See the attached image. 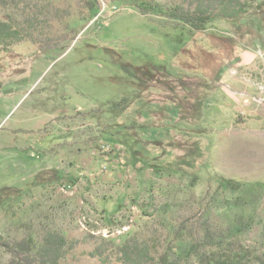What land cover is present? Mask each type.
Returning <instances> with one entry per match:
<instances>
[{
  "label": "rangeland",
  "instance_id": "rangeland-1",
  "mask_svg": "<svg viewBox=\"0 0 264 264\" xmlns=\"http://www.w3.org/2000/svg\"><path fill=\"white\" fill-rule=\"evenodd\" d=\"M261 1L241 0L247 8L235 21L218 18L219 3L212 4L209 42L169 16L199 15L201 0H0V21L23 39L12 48L16 55L0 56V66L10 70L0 77V243L57 231L69 243L57 264H124L116 247L130 241L161 252L169 219L193 230L190 242L199 240L207 221L230 231L226 248L264 253ZM218 46L221 61L208 54ZM184 49L197 58L201 51L211 67L197 117L181 120L173 106L166 117L164 109L126 111L153 156L161 149L174 153L148 163V151L123 137L124 130L110 138L119 125L102 107L121 89L132 93L123 64H165L178 73L180 60L187 61ZM22 57L26 64L15 65ZM174 136L181 146L187 143L181 136L196 140L199 149L177 158L181 152L169 142ZM52 169L56 174L32 183ZM162 206L172 210L165 216ZM97 248L101 255L93 256ZM9 260L0 246V264Z\"/></svg>",
  "mask_w": 264,
  "mask_h": 264
},
{
  "label": "trees",
  "instance_id": "trees-1",
  "mask_svg": "<svg viewBox=\"0 0 264 264\" xmlns=\"http://www.w3.org/2000/svg\"><path fill=\"white\" fill-rule=\"evenodd\" d=\"M202 1L203 6L201 4ZM205 1L206 3H204ZM201 2L199 6L196 7V12H198L199 15L191 13L189 10H182L179 14L171 13L169 16L174 20L182 22L183 26L187 29V33L197 35L198 40H208L209 42L212 41V39L211 37L209 38L208 34L205 32V27L212 19H210V15H206V13H208L207 11L212 7V4L218 5L217 3H219L220 15H217L218 18L223 17L232 21L242 19L243 11L247 8V5L241 3V0H201ZM234 2L235 4H233ZM260 3L261 7L264 8V0ZM201 13L202 15H200ZM22 41L23 39L16 29L14 30L8 22L0 21V56L9 57L13 54L16 55L12 48ZM200 52H198L199 57L197 58L195 55L191 54L188 56L184 49L183 55L186 56L187 61L180 60L179 65H181L182 70L178 73L173 72L165 64H151L149 69L139 68L135 65L132 66L133 64L131 63L123 64L125 74L130 79L129 84H132V93L129 95L125 89H121L118 91L119 98L117 100L107 102L102 107L104 113H108L109 117L112 119V123L115 122L119 125L118 129L120 130L115 131L114 134H111L112 136L109 135L110 138L120 136V132L124 130L125 132L121 134L123 137L126 136L129 138L130 136L141 145L146 143L150 144V141L143 140L132 127L133 114L127 115L126 111L133 105L142 107V110L146 108V110L150 112H157L160 109H164L165 116L163 117L167 116V108L173 106L172 109L178 110V115L181 120H187L188 118L193 121L198 115L197 110L202 102L201 98L208 92L209 87L207 86L211 82V80L207 78L208 75H205V72L208 73V69L211 67L204 66L203 64L204 61H207L204 60L207 56L201 55ZM208 54L213 59H217L218 57H220V61L223 59L222 48L219 46L215 48L214 52L210 51ZM21 59L22 62L14 64H18L17 66L21 64L25 65L27 60L23 59V57ZM9 71V69L0 66V77L7 74ZM186 72L188 74H186ZM179 90L181 92H178ZM147 91H152L154 95L148 98L147 94L145 95ZM102 109L101 112H103ZM125 115L126 117L123 120ZM110 124L108 123L107 126H110ZM175 137L177 136L169 137V142L173 143ZM181 138L187 143L181 146L175 141L176 146L174 150L178 149L181 152L180 155L176 157L179 159H189L191 155L197 152H195V147L197 150L199 147L195 144L196 140L194 141V139L191 140L190 138L185 140L183 136H181ZM112 140L116 141L115 139ZM160 142L161 141H155L151 143L159 144ZM98 150L100 154H102V150ZM149 150L150 149L147 150L149 155L143 156L144 159H148V163L157 159L158 156L162 154L165 156L174 154L171 149H161L158 154L153 156ZM188 165L190 164L188 163ZM48 171L49 173L41 172L36 175L32 183L46 174H56V170L54 169ZM59 180L60 176L56 178V181ZM50 181L54 182L55 180L50 179ZM223 182L228 186H238V184L230 180H224ZM10 188L13 189L12 187ZM14 190L18 192L17 188ZM170 207L162 206L160 209L161 214L165 215L167 211L172 210ZM203 223L202 235L199 240H192L190 242L191 238L189 237L190 234L193 233V230L187 228L184 222H171L167 219L165 224L166 236L161 252L156 250L155 253L152 254L148 246H140L137 242L131 243L127 241L122 246L116 247L118 259L124 264H264V253L257 255L253 254V251L247 249L239 248L233 250L231 248H226L224 244L230 243L227 238L232 237L230 231L215 229L207 221ZM56 232L47 230L40 239L27 236L23 240L14 243H0V246L11 255V260H9L7 264H57L59 256H61L63 249L69 246V243H67L63 235ZM185 237L187 242L184 240ZM202 246H204V248L214 246L220 251L211 253L200 252L199 249ZM94 255H101L99 248L95 249L93 256Z\"/></svg>",
  "mask_w": 264,
  "mask_h": 264
}]
</instances>
